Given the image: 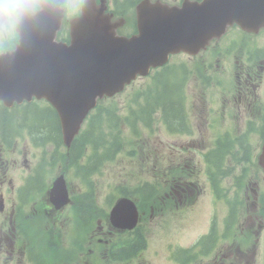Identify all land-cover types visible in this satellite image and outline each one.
I'll list each match as a JSON object with an SVG mask.
<instances>
[{
  "label": "rangeland",
  "instance_id": "1",
  "mask_svg": "<svg viewBox=\"0 0 264 264\" xmlns=\"http://www.w3.org/2000/svg\"><path fill=\"white\" fill-rule=\"evenodd\" d=\"M146 81L143 80L141 81V84H145ZM161 135V138H164L165 136L163 134H160ZM119 168H115L114 165L110 164L104 168H102V176L101 177V183L106 186L108 182L112 183L115 179H114V176L115 174H117L119 172ZM108 181V182H107ZM109 184V183H108ZM208 202H207V199L205 198H201L200 199V205H199V208L200 209H208ZM198 220V216L196 217V221ZM195 234V232L192 230V235ZM151 261L153 262L154 259L152 258Z\"/></svg>",
  "mask_w": 264,
  "mask_h": 264
},
{
  "label": "clouds",
  "instance_id": "2",
  "mask_svg": "<svg viewBox=\"0 0 264 264\" xmlns=\"http://www.w3.org/2000/svg\"><path fill=\"white\" fill-rule=\"evenodd\" d=\"M19 0H0V16L12 18L19 14Z\"/></svg>",
  "mask_w": 264,
  "mask_h": 264
},
{
  "label": "flooded vegetation",
  "instance_id": "3",
  "mask_svg": "<svg viewBox=\"0 0 264 264\" xmlns=\"http://www.w3.org/2000/svg\"><path fill=\"white\" fill-rule=\"evenodd\" d=\"M42 211H43L44 213H47V212H49V211H52V209H51L50 207H48V206H45V208L42 209ZM13 223H14V218H13V216H11V215L9 214L8 216H6V217L4 218L3 223H2V226H1V230H0V232L3 233V234H6V233L8 232V229L13 225ZM4 227H5L6 229H4Z\"/></svg>",
  "mask_w": 264,
  "mask_h": 264
}]
</instances>
